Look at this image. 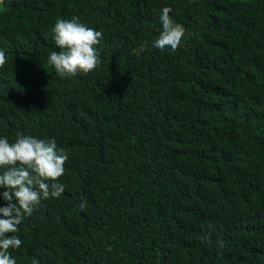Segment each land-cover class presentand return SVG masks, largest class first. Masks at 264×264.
<instances>
[{
    "label": "trees",
    "instance_id": "16d2710c",
    "mask_svg": "<svg viewBox=\"0 0 264 264\" xmlns=\"http://www.w3.org/2000/svg\"><path fill=\"white\" fill-rule=\"evenodd\" d=\"M164 7L176 51L153 46ZM74 16L101 63L61 78L52 29ZM0 49V137L68 155L16 264H264V0H7Z\"/></svg>",
    "mask_w": 264,
    "mask_h": 264
},
{
    "label": "clouds",
    "instance_id": "9594fccd",
    "mask_svg": "<svg viewBox=\"0 0 264 264\" xmlns=\"http://www.w3.org/2000/svg\"><path fill=\"white\" fill-rule=\"evenodd\" d=\"M170 7H164L160 14L162 29L154 41V47L160 50L170 48L176 51L184 36L182 25L170 17ZM54 42L59 51H52L48 62L54 66L61 78H71L79 73L88 74L100 66L97 45L103 34L78 17L57 18L52 29ZM4 50L0 49V68L7 63ZM67 153L58 148L54 138L43 139L21 132L16 133L14 142L7 136L0 137V186L7 190L0 193L6 201L0 206V264H16L10 249H18L22 240L15 235L18 225L25 216H30L42 200L59 198L65 186L59 183L64 175ZM49 182H52L51 184ZM79 211L86 210V202L77 206ZM223 246V241H220ZM32 264H40L34 259Z\"/></svg>",
    "mask_w": 264,
    "mask_h": 264
},
{
    "label": "water",
    "instance_id": "95a60500",
    "mask_svg": "<svg viewBox=\"0 0 264 264\" xmlns=\"http://www.w3.org/2000/svg\"><path fill=\"white\" fill-rule=\"evenodd\" d=\"M5 1H7V0H0V4L4 3Z\"/></svg>",
    "mask_w": 264,
    "mask_h": 264
}]
</instances>
